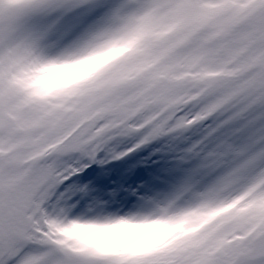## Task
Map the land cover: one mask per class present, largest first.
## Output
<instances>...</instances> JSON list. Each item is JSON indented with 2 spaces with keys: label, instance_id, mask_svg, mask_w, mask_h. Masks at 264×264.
<instances>
[{
  "label": "snow or ice",
  "instance_id": "snow-or-ice-1",
  "mask_svg": "<svg viewBox=\"0 0 264 264\" xmlns=\"http://www.w3.org/2000/svg\"><path fill=\"white\" fill-rule=\"evenodd\" d=\"M0 264H264V0H0Z\"/></svg>",
  "mask_w": 264,
  "mask_h": 264
},
{
  "label": "clouds",
  "instance_id": "clouds-1",
  "mask_svg": "<svg viewBox=\"0 0 264 264\" xmlns=\"http://www.w3.org/2000/svg\"><path fill=\"white\" fill-rule=\"evenodd\" d=\"M86 70L84 67L55 70L50 74L47 86H55L62 81L74 79ZM155 231L156 229L144 221H123L105 226H80L74 229L80 239L108 249L138 244L145 236L152 235Z\"/></svg>",
  "mask_w": 264,
  "mask_h": 264
},
{
  "label": "rangeland",
  "instance_id": "rangeland-1",
  "mask_svg": "<svg viewBox=\"0 0 264 264\" xmlns=\"http://www.w3.org/2000/svg\"><path fill=\"white\" fill-rule=\"evenodd\" d=\"M110 54L111 53H105V54L99 56L98 58H95V59L89 60L87 62L80 63V64L76 65L74 68L84 67L87 70L85 72H83L82 74L78 75L74 79L78 80V79H81V78L87 76L89 74V71L91 70L93 65L99 63V61H101V60H104L106 58V56H108ZM112 161H115L114 163L118 162V160H110L109 159V160H106L103 164L96 165V167L109 165ZM111 165L113 166V164H111ZM111 165H109V166H111ZM112 166H111V168H112ZM114 167H116V165ZM101 168L105 169V167H101ZM135 168L136 167L131 163L130 159L125 157V158H121L120 159V165L116 169H111V173H112V176H120L122 173L130 172L131 170H134ZM105 171L100 172V173L97 174V178L99 180L106 181V178L110 182H112V180H115V179H109V177H108L109 175L105 176V174H106ZM116 208H119L120 210H127V209L124 208V206L122 204H118L116 206ZM116 208H112V210H116ZM144 222H147L150 225L151 228L156 229L155 233L152 234V235H149V236H145L143 238V240L141 242H139L138 244H135V245H132V246H128V247L119 248V250L131 251V252H146L150 248H152L155 245V243H158L161 238H163L166 235H170L171 234L170 232H164L163 231V228H164V225H165L164 221H160V220H146ZM73 234L76 235L75 232ZM106 249H108V248H106Z\"/></svg>",
  "mask_w": 264,
  "mask_h": 264
},
{
  "label": "trees",
  "instance_id": "trees-1",
  "mask_svg": "<svg viewBox=\"0 0 264 264\" xmlns=\"http://www.w3.org/2000/svg\"><path fill=\"white\" fill-rule=\"evenodd\" d=\"M131 155V154H130ZM125 158V157H124ZM128 158V157H127ZM115 161H112L109 165H111V164H113V166H112V168H111V166H109V165H104V166H100V167H98V168H101V167H105V172H106V174H105V176H108V177H111L112 176V173H111V169H116L119 165H120V160H118V162H116V163H114ZM132 163V162H131ZM135 167H137V165L135 164V163H132ZM116 165V167H114ZM106 178V177H105ZM103 181V180H102ZM106 182L108 183V184H115L116 183V181L115 180H112V182H110L109 180H107V178H106Z\"/></svg>",
  "mask_w": 264,
  "mask_h": 264
}]
</instances>
